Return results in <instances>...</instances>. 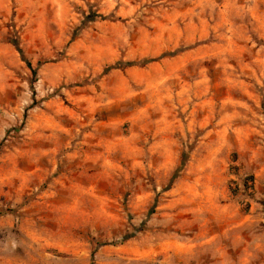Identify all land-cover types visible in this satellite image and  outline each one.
Wrapping results in <instances>:
<instances>
[{
  "label": "rangeland",
  "instance_id": "obj_1",
  "mask_svg": "<svg viewBox=\"0 0 264 264\" xmlns=\"http://www.w3.org/2000/svg\"><path fill=\"white\" fill-rule=\"evenodd\" d=\"M0 264H264V0H0Z\"/></svg>",
  "mask_w": 264,
  "mask_h": 264
},
{
  "label": "trees",
  "instance_id": "obj_2",
  "mask_svg": "<svg viewBox=\"0 0 264 264\" xmlns=\"http://www.w3.org/2000/svg\"><path fill=\"white\" fill-rule=\"evenodd\" d=\"M27 65H28L29 68H31V67H30V63H27ZM32 71L34 72V69H33ZM244 187L247 188L246 185H244Z\"/></svg>",
  "mask_w": 264,
  "mask_h": 264
}]
</instances>
